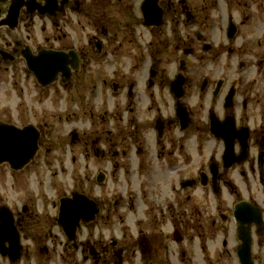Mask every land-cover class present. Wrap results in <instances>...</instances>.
<instances>
[{"label":"flooded vegetation","instance_id":"af4514ba","mask_svg":"<svg viewBox=\"0 0 264 264\" xmlns=\"http://www.w3.org/2000/svg\"><path fill=\"white\" fill-rule=\"evenodd\" d=\"M54 2V7L51 8L52 16H46L54 27H58L60 22L66 23L72 15H82L106 43L109 42L108 44L112 46L117 44V47L113 48L112 57L125 43L135 44V37L139 36L141 30L145 29L150 36L146 55L149 64L146 80L139 84L130 82L125 86L111 82L108 86L113 93L123 96L125 99L123 105H132L136 99L145 104L144 111L151 117L141 122L134 113L132 114L133 109L127 111L125 107L131 115L123 123V131L128 135L125 139L133 142L137 158L134 176L137 177L139 170L147 168L149 164L158 167V163H151L145 153L146 133L154 134L155 158L165 170L174 173L176 162L187 166L189 154L178 139H183L185 133L191 130L199 138V147L202 139L208 138L207 148L213 151L203 165L196 168L194 175L178 182L180 191L200 188L209 191L215 197L220 196L223 190L237 195L239 191L234 181L247 180L249 177L253 182L256 180L259 185L264 186V0H54ZM8 4L7 0L1 2V14L6 13ZM25 11L26 9L20 13L18 27L21 22L40 19L24 15ZM88 45L90 49L86 52L75 51L80 70L90 53L95 56L105 54L102 41L94 36H90ZM25 49L28 48L23 47L20 42H15L11 52L0 49V64L7 59L11 63L22 59V52ZM169 52L177 57L175 71L171 76L165 74L166 70L161 66L163 58ZM139 56L145 57L144 54ZM74 74L76 73H73L71 78ZM71 78L69 81H62L59 78L58 82L62 86H67ZM157 88L159 93L165 90L166 97H169L167 102L169 113L162 112L161 103L157 104ZM166 97H160L159 101ZM90 114L92 115L91 108ZM0 124L14 125L19 129L32 125L18 126L9 120L5 122L0 120ZM32 126L39 139L37 152L31 163L40 151L43 139L42 130ZM73 138L77 140L78 136ZM99 141H101L99 138L94 139L90 149L93 152L95 148L97 152L108 157L109 148L100 150ZM117 147L121 145L118 144ZM214 149L218 150L219 155ZM107 151L108 153H105ZM160 152L162 155H159ZM30 164L14 170L0 155V264H20L26 261L25 259L29 257V248L24 244L25 241L28 242L30 239L32 244L38 243L35 236L29 237L30 233L33 235L37 233L33 231V226L39 223L35 202L28 192V179L24 178V171ZM98 176L102 177L103 184L106 177L104 174ZM141 177L144 179L142 183L145 178L149 179L147 176ZM149 184L162 185L163 181L151 178ZM18 188L19 192H15V195L5 191ZM148 194L152 196L151 193ZM141 195L140 191L138 196ZM159 198L161 201V195ZM59 200L60 198L57 205L53 204L56 214L49 221L45 240L49 242L51 238L59 239L61 235L65 239V250H71L72 247L77 249L79 245L78 249L83 248L82 253L90 256L88 258L92 264H106V258L103 257L107 253L110 254V263L122 264L124 251H114L115 244L112 242L109 244L110 250L109 247H102L100 254L90 240L84 244H80L79 241H76L77 244L68 243L59 225ZM189 202L190 197L184 196L175 204L170 203L166 207L165 213L170 216L172 239L175 243L181 244L186 240L182 234L190 229L196 234L198 244H204L202 240L211 233L215 235L214 230L218 228L216 233L223 232L224 225L231 224L235 241L234 264H240L237 252L242 244L238 235V228L241 225L236 221L235 209L237 205L245 202L248 209L260 214L262 222L260 226L255 222L243 225L251 240V263L264 264L261 260L253 258L255 241L264 237V212L252 199L236 200L229 215L221 211L215 203L214 216L205 220L208 221V228L205 227V221L200 222L201 213L197 208L192 210V215H188ZM99 209L101 214V205ZM53 230H56L55 235ZM149 237L143 231L137 232L136 246L141 259L150 257L152 248H156V245L151 244L155 236ZM226 247L227 242L222 240L221 248ZM198 248L201 251L202 247ZM92 249L95 256L90 254ZM40 253L49 255L48 246L42 248Z\"/></svg>","mask_w":264,"mask_h":264},{"label":"rangeland","instance_id":"374dc122","mask_svg":"<svg viewBox=\"0 0 264 264\" xmlns=\"http://www.w3.org/2000/svg\"><path fill=\"white\" fill-rule=\"evenodd\" d=\"M90 36L102 41L105 54L95 56L90 53L81 70L74 74L67 86L57 81L46 89L39 88L22 59L0 64V120H9L18 126L32 124L42 130L43 134L40 151L24 171L39 221L33 226V231L37 233H30L29 237L35 236L38 243L32 244L29 238L28 242L25 241L29 257L20 264H92L90 256L82 253L83 248L76 252L65 250L63 236L59 235V239L51 238L49 242L45 240L49 221L56 214L53 204L57 205L59 198L73 192L84 193L101 205L100 216L94 223L84 227L78 236L80 244L87 240L95 244L99 254L102 247H109L110 250L109 244L112 242L115 244L114 251H124L122 264H234L235 241L231 224H225L223 232L216 233L218 228L214 230L215 235L211 233L202 240L205 243L200 245L195 238L196 234L189 229L181 233L186 240L177 244L172 239L170 216L165 213L166 207L189 196L188 215H192V210L197 208L201 213V223L214 216L215 203L229 215L236 200L249 198L264 212V186L249 177L247 180L234 181L239 191L237 195L223 190L220 196L215 197L200 188L180 191L178 182L194 175L196 168L202 166L213 151L207 148L208 138L202 137L199 147V138L191 130L185 133L183 139H178L189 154L187 166L176 162L174 173L165 170L155 158L154 134L146 133L145 153L151 163H158V167L149 164L147 168L139 170L137 177L134 176L137 158L133 142L125 139L128 135L123 131V123L130 117V112H127L130 109L134 110L132 114L141 122L151 117L144 111L145 104L136 99L132 105H123V96L113 93L108 86L111 82L125 86L130 82L139 84L146 80L149 66L146 55L150 36L145 29L135 37V44L125 43L112 57L113 48L117 44L112 46L106 43L80 14L72 15L66 23L60 22L58 27H54L46 18L34 19L22 22L16 32L0 31V49L11 52L15 42H20L23 46L28 45L33 52L40 48L86 52L90 49ZM141 54L145 57H140ZM176 58L171 52L163 58L161 66L168 76L175 71ZM156 94L162 112L169 113V97H166L165 90L159 93L157 88ZM164 96L166 98L159 101ZM74 132L78 139L71 143V134ZM96 138L101 140L100 150L109 148L108 157L95 148L93 152L90 149L91 142ZM118 144L121 147H117ZM210 144L213 145V142ZM214 150L219 155L218 150ZM99 174L106 177L103 184L96 182ZM141 175L149 179L145 178L142 183L144 179ZM151 178L159 179L163 184H149ZM19 189L5 191L15 195ZM140 191L142 195L138 196ZM205 227L208 228V221H205ZM53 231L55 235L56 230ZM139 231H143L147 237L155 236L154 241H150L156 245V248H152L151 258H140L136 246ZM222 240L227 242L226 249L221 248ZM45 246H48L50 256L40 253ZM198 247H202L201 251ZM103 258H106V264H112L109 253ZM253 258L264 263V237L255 241Z\"/></svg>","mask_w":264,"mask_h":264},{"label":"water","instance_id":"95a60500","mask_svg":"<svg viewBox=\"0 0 264 264\" xmlns=\"http://www.w3.org/2000/svg\"><path fill=\"white\" fill-rule=\"evenodd\" d=\"M3 1L0 0V2ZM45 1L42 7L35 0H10L11 4L6 16L0 19V27L15 28L22 8H26V13L51 12L55 4L54 0ZM22 57L25 59L28 70L42 87L50 86L56 81L58 75L62 77V81H69L72 72L78 71L80 64L74 51L58 52L42 49L33 55L29 49H25ZM37 142L38 133L31 126L19 130L14 126L0 124V155L12 165L14 170L21 169L33 159L37 151ZM101 180L102 177L99 176L98 181L101 182ZM98 214V205L83 194L73 193L69 198L60 199L59 225L69 242L76 243V233L81 223L86 225L94 221ZM235 215L237 223L241 225L238 228V235L243 242L238 247L239 262L240 264H252L250 238L243 225L255 222L260 226L262 224L260 214L257 211L253 213L251 209H248V205L241 203L236 206ZM90 254L95 256L94 249L90 251Z\"/></svg>","mask_w":264,"mask_h":264}]
</instances>
